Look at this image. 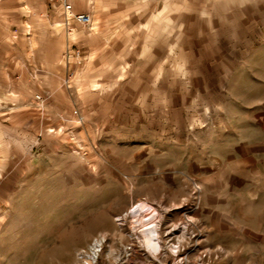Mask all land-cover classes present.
<instances>
[{"label": "rangeland", "instance_id": "374dc122", "mask_svg": "<svg viewBox=\"0 0 264 264\" xmlns=\"http://www.w3.org/2000/svg\"><path fill=\"white\" fill-rule=\"evenodd\" d=\"M47 5L0 11V264H264V41L247 50V131L158 130L154 141L143 124L125 129L146 122L137 109L122 130L91 127L113 116L89 89L114 84L84 81L93 71L74 34L92 24L68 29L60 2ZM139 201L161 212L157 257L124 215Z\"/></svg>", "mask_w": 264, "mask_h": 264}, {"label": "crops", "instance_id": "0c3cea01", "mask_svg": "<svg viewBox=\"0 0 264 264\" xmlns=\"http://www.w3.org/2000/svg\"><path fill=\"white\" fill-rule=\"evenodd\" d=\"M47 1L0 0V11L18 17L41 9L49 13ZM71 2L73 12H89L93 18V26L74 34L80 58L93 71L83 76L84 81L89 88L93 83L114 84L89 89L95 100L92 108L104 113L111 107L114 117L109 127L95 122L90 124L93 129L122 130L125 109H137L146 122L139 119L138 126L127 124L125 129L139 131L143 124L141 129L151 131L154 141L158 130L185 137L193 131H247V50L264 41V0ZM71 25L82 26L75 20ZM112 68L122 69L105 73ZM241 82L246 86L237 91ZM157 116L162 127L153 121L161 122ZM196 145L201 146L200 140ZM235 148L243 157L235 158L237 162L247 163V142Z\"/></svg>", "mask_w": 264, "mask_h": 264}, {"label": "bare ground", "instance_id": "6f19581e", "mask_svg": "<svg viewBox=\"0 0 264 264\" xmlns=\"http://www.w3.org/2000/svg\"><path fill=\"white\" fill-rule=\"evenodd\" d=\"M127 213H130L133 217V231L139 242L146 247L147 251H149L152 256L157 257L165 247L160 234V218L162 216L159 208L151 203L139 201L136 204L134 203L130 210L124 215ZM123 219V215L118 216L119 221ZM100 245H102V240L97 239L96 243L92 246L93 257L97 256ZM167 246L174 253H178L180 250V244L167 243Z\"/></svg>", "mask_w": 264, "mask_h": 264}, {"label": "built area", "instance_id": "2783aa9c", "mask_svg": "<svg viewBox=\"0 0 264 264\" xmlns=\"http://www.w3.org/2000/svg\"><path fill=\"white\" fill-rule=\"evenodd\" d=\"M62 6V15L65 18L67 28H71L72 20L77 21L83 25H91L93 22L92 15L89 12H73V3L71 0H57Z\"/></svg>", "mask_w": 264, "mask_h": 264}]
</instances>
